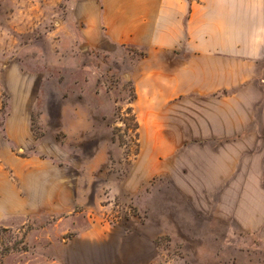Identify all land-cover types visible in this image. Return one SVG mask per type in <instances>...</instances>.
I'll return each mask as SVG.
<instances>
[{"label":"rangeland","instance_id":"obj_1","mask_svg":"<svg viewBox=\"0 0 264 264\" xmlns=\"http://www.w3.org/2000/svg\"><path fill=\"white\" fill-rule=\"evenodd\" d=\"M101 3L0 0V152L86 185L74 190L85 198L77 231L102 218L145 227L157 237L154 264H264V166H247L264 140L206 137L201 118L233 91L162 101L167 78L153 76L148 53L91 24ZM141 105L156 113L143 119ZM223 150H241L239 168L228 157L225 168ZM62 217L0 227V264H56L57 243L77 234Z\"/></svg>","mask_w":264,"mask_h":264},{"label":"crops","instance_id":"obj_2","mask_svg":"<svg viewBox=\"0 0 264 264\" xmlns=\"http://www.w3.org/2000/svg\"><path fill=\"white\" fill-rule=\"evenodd\" d=\"M96 19L112 42L148 53L153 76L167 78L162 101L193 93L234 92L217 100L201 118L208 126L206 137L264 140V0H102L92 25ZM89 33L98 40L97 32ZM1 105L0 99V109ZM139 109L143 119L156 113L142 105ZM245 133L247 137L239 136ZM240 152L229 155L223 150L225 168H230L226 157L232 160L231 168L240 167ZM216 156L219 168L220 153ZM248 156L254 160H247V166L255 164L256 157L264 166V151ZM1 160L11 168H3ZM24 164L7 147L0 152V227L26 226L43 213L49 218L64 216L67 228L77 234L57 241L61 256L56 264H154L157 237L143 232L145 227L135 226L129 232L102 218L77 231L72 214L85 198L74 190L86 185L55 175L54 168H24Z\"/></svg>","mask_w":264,"mask_h":264},{"label":"trees","instance_id":"obj_3","mask_svg":"<svg viewBox=\"0 0 264 264\" xmlns=\"http://www.w3.org/2000/svg\"><path fill=\"white\" fill-rule=\"evenodd\" d=\"M130 93H131L130 103L133 104L137 100L136 89L134 87H132ZM129 110H130V113H131V120L134 123V131L136 132V138H138L139 125H138V121H137V116L134 113L133 108H129Z\"/></svg>","mask_w":264,"mask_h":264}]
</instances>
